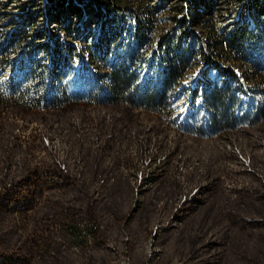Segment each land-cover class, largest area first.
<instances>
[{
    "label": "rangeland",
    "instance_id": "obj_1",
    "mask_svg": "<svg viewBox=\"0 0 264 264\" xmlns=\"http://www.w3.org/2000/svg\"><path fill=\"white\" fill-rule=\"evenodd\" d=\"M31 1L1 0L0 52L12 45L9 62L17 82H38L52 96L56 80L71 98L40 102L33 90L35 101L21 107L14 102L17 92L15 97L12 87L2 86L0 76L6 92L0 102V262L264 264V117L257 106L264 85L252 69L235 63L225 68L223 79L213 68H201L193 52L168 95L170 118L115 104L113 68L127 60L147 67L181 0H134L133 13L148 3L157 8L159 21L150 42L133 55L129 35L104 45L103 26L90 40L72 39L62 48L27 26L30 36L11 44L17 30L12 18ZM37 16V27L46 22L47 32L58 30L50 29L46 15ZM215 21L223 26L218 16ZM198 42V36H188L187 47ZM255 48L259 56L262 45ZM29 69L34 76H25ZM245 83L251 87L249 100L235 93L234 119L214 126L207 93ZM97 225L100 242L94 240Z\"/></svg>",
    "mask_w": 264,
    "mask_h": 264
},
{
    "label": "trees",
    "instance_id": "obj_2",
    "mask_svg": "<svg viewBox=\"0 0 264 264\" xmlns=\"http://www.w3.org/2000/svg\"><path fill=\"white\" fill-rule=\"evenodd\" d=\"M69 1L72 3V0H48V3L52 13L57 14L58 10H62L64 6L69 4ZM254 1L259 14H262L264 12V0ZM133 2L134 0H99L96 6L99 9H101V6H104L108 11L110 10L111 13L116 14L119 13V11L130 8ZM200 4L199 2L196 3L195 10L193 11L195 14H193L196 16L194 21L199 20L201 28L205 30L207 34L206 44L209 52L203 55V61L205 63L218 65L219 67L216 56L221 55L236 64L243 62V64L252 69V77L264 85V72L257 69V66L262 62V58L260 55L258 56L257 53H254L257 44H263V31L249 29L241 25L238 26L230 36L225 37L217 31L216 23L212 17H200L202 13L206 12L202 10ZM139 9L137 15V39L134 44L132 42L128 47V52H130L131 55L141 52L142 48L150 42L152 32L157 26L156 12L148 3H146V5L140 4ZM207 11H209V7H207ZM187 21L188 18L185 16L178 18L176 15L175 23L162 33L158 44L152 50L150 58L146 59V61L149 62L147 67L144 65L139 68L135 67L131 60H127V62L121 63L113 68L110 76L112 90L110 100L115 104H124L132 108L146 109L167 119L172 116L174 108L169 103L168 95L180 84V79L191 63L189 58L191 53H193L192 47L191 50H189L186 45L187 38L183 42L184 38L178 35L179 29L182 28ZM15 26L17 28L15 31L16 35L8 40L11 44H13L19 36L26 35L29 37L30 35L26 31V28L27 26L32 28V24L26 19L18 24L15 23ZM116 28V24H110L106 28L107 40L105 45L111 42L113 38L116 39ZM50 42H55V45H58L60 48H62L65 43L61 41L60 36L56 35ZM11 46L12 45L9 46L8 44L4 50L0 52V76L5 77V80L2 81V86L12 87L14 90L12 95L15 97L17 96L15 93L17 92L18 96L14 101L16 105L22 107L25 106L26 103L35 101L31 96L33 90L38 94V101L40 102L48 103V101H51L58 104L65 103L71 98L65 86L62 84L57 85L56 80L51 83L53 86L52 96L49 95V89L38 82L29 81V79L24 81L25 83H22L23 81L17 82L15 78V67L11 66L9 62L12 59L10 56ZM259 51L261 54L262 51ZM160 67L161 70H159V74L161 77L155 80V69ZM133 69L135 70L133 71ZM150 69L152 70L150 73L151 75H149ZM29 70L30 73H26L25 76H34L33 70ZM52 71L53 70L50 72V76L53 74ZM225 71L224 68L221 70L222 73ZM47 75L49 76V74ZM61 77V73L57 74L58 79H61ZM138 79L142 80V82L140 83ZM231 85H234V83H231ZM235 93L234 90L231 91L227 87H214L207 93L206 105L211 111V122L214 126L221 127L227 125L234 119V113L232 111L238 101ZM5 98L6 92L3 88H0V102H5ZM6 101L8 102L9 100L7 99ZM257 106L261 109L259 114L264 117V97ZM186 201L187 202L183 204L184 209L187 208L190 203L189 199H186ZM180 212H183V210ZM72 223V226L75 227V222ZM94 240L97 242L102 240V229L99 225L96 227ZM191 240L192 244H194L193 241L195 242V240ZM7 242L10 243L9 241ZM21 247H23V252L26 254V257H30V247L27 243H24ZM193 247L195 248L196 246ZM0 264L4 263L0 262Z\"/></svg>",
    "mask_w": 264,
    "mask_h": 264
},
{
    "label": "bare ground",
    "instance_id": "obj_3",
    "mask_svg": "<svg viewBox=\"0 0 264 264\" xmlns=\"http://www.w3.org/2000/svg\"><path fill=\"white\" fill-rule=\"evenodd\" d=\"M98 1L99 0H72V3L69 1V4L64 6L62 10H58L57 14H53L49 7L48 0H32V3H28V7L25 9V12L14 16L12 21L14 24H18L26 19L32 24V29L34 28L35 32H40L43 34V36H46L47 41H50L56 35L60 36L61 41L65 43L71 41L72 39L86 40V37L90 39L93 34H96V30L99 26H103L102 28L106 29L110 24H116V43H118L119 40H122V36L129 35V38L134 44L137 39V15L139 12L135 11L133 13L131 11L132 8L130 7L119 11V13L113 14L104 6H101V9H99L96 6ZM197 2L201 3L200 5L202 6V10L206 11L201 14V18L212 17L215 21L216 16H218L220 23L223 22V26H218L215 21L217 31L219 34H222L225 37L230 36L233 31L241 25L246 26L249 29L263 31V44L261 48L262 53L260 54L262 62L257 66V69H259V71L261 70V72H264V12L259 14L254 0H238L235 2V5L233 2H231V6L227 8H224L223 6L225 0H181V4L177 6V10L179 11L177 16L178 18L185 16L188 18V21L184 26H182V28L179 29L178 35L184 38L183 42L186 38L188 39V36L199 37L198 44L195 45L194 48L192 47V51L197 57L196 63L199 64L201 68L211 67L216 73L224 74L222 76L223 79H227V75H225V72L222 73L221 70L223 68L225 69L235 67V62L231 60H229L227 64H224V62L221 63L216 59V61L219 62V67L218 65L205 63L203 61V55L209 51L206 44V31L201 28L199 20L194 21L196 16L194 15L195 13L193 11L195 10ZM33 4L39 8H32L31 6ZM1 5L2 3L0 0V6ZM151 7L154 9V11H157L156 7ZM207 7H209V11H207ZM39 13L40 15H46V17H48V20L50 21L49 24L53 25L50 27V29L56 26L58 30L53 29V32H47L48 30L46 28L48 26L45 24L46 22H44L42 26L37 27L36 24L38 22V18L40 17L37 16V14ZM175 17L173 18V24L175 23ZM98 21L100 24L96 26ZM1 23L0 17V25H2ZM58 24H61V26H58ZM101 35L103 36L102 40L103 44L105 45L107 40L106 30L103 29ZM246 83L234 88L236 94H238L244 101L249 100L251 93V87H249V84L247 85Z\"/></svg>",
    "mask_w": 264,
    "mask_h": 264
},
{
    "label": "built area",
    "instance_id": "obj_4",
    "mask_svg": "<svg viewBox=\"0 0 264 264\" xmlns=\"http://www.w3.org/2000/svg\"><path fill=\"white\" fill-rule=\"evenodd\" d=\"M156 13H155V15H156V20H157V26H158V21H159V13H158V11H155ZM157 26H156V28H157ZM155 28V29H156ZM154 34H155V32H154ZM151 37H153V34L151 35Z\"/></svg>",
    "mask_w": 264,
    "mask_h": 264
}]
</instances>
